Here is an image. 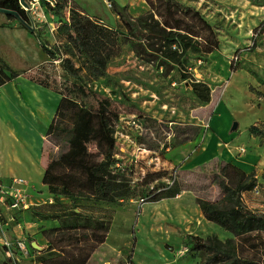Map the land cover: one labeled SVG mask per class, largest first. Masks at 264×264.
I'll return each mask as SVG.
<instances>
[{
  "label": "rangeland",
  "instance_id": "rangeland-1",
  "mask_svg": "<svg viewBox=\"0 0 264 264\" xmlns=\"http://www.w3.org/2000/svg\"><path fill=\"white\" fill-rule=\"evenodd\" d=\"M27 1L32 8L21 5L34 18L40 43L54 52L30 72L51 90L52 118L63 94L89 105L91 96L80 93L74 80L107 98L116 137L111 170L125 185L124 193L114 200H71L60 195L68 206L106 220L109 227L103 241L85 238L81 228L65 233L53 228L59 225L54 214L65 206L57 203L46 183L35 187V192L46 197L43 202L11 212L0 209L1 220L21 222L19 227L28 242L36 240L39 245H29L28 251L15 248L8 254L0 243V264H66L72 256L85 252L90 255L84 264H201L206 253L186 251L189 232L204 238L213 232L222 239L233 238L241 255L264 263V229L235 234L207 218L199 203L200 198H207L225 204L217 175L230 161L251 173L257 184L243 192V204L264 211V0H169L174 15L201 32L181 62L167 68L156 38L146 46L149 52L136 51L111 0ZM116 1L118 5L128 4L134 18L149 12L161 18L155 11L160 0H152L155 8L149 0ZM161 9L168 14L167 7L161 5ZM189 9L199 10L210 22L218 46L205 49L208 30L187 15ZM79 13L113 30L109 32L110 47L104 51L110 52L107 66L99 76L85 60L72 26L74 15ZM92 31L105 33L98 27ZM27 42L28 60L9 51L8 43L4 47L7 58L19 68L46 56L34 39L28 37ZM163 50H169L168 45H163ZM66 56L79 66L77 78L63 66ZM22 84L28 104L16 100V89L10 83L0 93V111L9 115L17 103L24 112H30L27 106L39 98L26 79ZM73 114V109L67 110L54 133H48V126L38 133V139L44 141L45 167L51 164L55 172L75 171L57 159L72 127ZM235 121L239 126L232 129ZM88 149L94 158H105L106 148L96 139L88 143ZM174 181L183 189L159 197ZM0 232L11 235L9 228H0ZM93 242L95 246L90 248Z\"/></svg>",
  "mask_w": 264,
  "mask_h": 264
},
{
  "label": "trees",
  "instance_id": "trees-1",
  "mask_svg": "<svg viewBox=\"0 0 264 264\" xmlns=\"http://www.w3.org/2000/svg\"><path fill=\"white\" fill-rule=\"evenodd\" d=\"M149 1L155 8L154 2ZM111 2L127 26L136 51L140 52L143 49L149 52L146 46L152 45L151 38L160 41V57L166 68L175 62L180 63L181 56L193 43L195 36L200 35V29H196L194 24L174 15L169 0H160V8L154 9L161 18H156L154 12L134 18L128 10V4L118 5L116 0H111ZM161 5L165 9L167 7L169 15L165 14ZM0 6L17 9L25 19L30 20L29 13L27 9L22 7L20 0H0ZM77 12L75 13L77 14ZM186 13L199 22V27L207 28L205 49L211 50L218 46L219 40L210 22L201 12L189 9L186 10ZM72 26L81 50L86 54L85 60L89 62L88 65L95 75L99 76L107 66V58L110 52L107 51L105 54L104 51L110 47L112 35H109V32L113 30L94 22L84 13H79L78 16L74 15ZM94 27H98L99 30L104 29L105 33L96 34L92 31ZM145 39H149V41L147 42ZM41 45L49 56L54 55L53 50L46 43L43 42ZM163 45H168L169 50H163ZM62 64L70 74L76 78L79 76V66H75L69 56L63 58ZM19 73L20 71L12 67L0 54V85L16 78ZM74 84L79 85L78 91L84 96H91L89 105L63 94L57 105L55 115L49 123L48 133H54L62 124V119L67 115V110L73 109V124L66 142L61 144L62 148L58 152L57 159L75 171L55 172L49 164L45 169L43 182L48 184L57 203L65 206L61 208L60 212L54 214V217L59 220V225L54 226V229L65 233L71 229L81 228L84 230L85 238H93L95 242L103 241L109 227L106 220L81 210L78 211L68 206L67 202L60 198V195H63L71 200L92 198L114 200L116 195L124 193L122 187L125 185L116 180V175L111 170L116 137L109 121L107 98L98 96L97 92L87 84H78L77 80H74ZM92 139H96L106 148L105 158L98 160L89 152L88 143ZM221 170L217 179L225 204L200 198L199 203L205 216L235 234L264 229V211L251 210L242 202L243 192L253 189L257 185L255 178L251 173H247L230 161H226ZM181 189L183 188L177 181H174L171 185H167L166 189L161 191L158 196L175 195ZM95 242L89 243L90 248L95 246ZM185 243L186 251L189 253H206L201 264H264L255 257L241 255L233 238L222 239L217 232H213L205 238L189 232L186 235ZM89 255L90 252H85L84 255L72 256V259L68 260L66 264H84ZM38 258H44V255H38Z\"/></svg>",
  "mask_w": 264,
  "mask_h": 264
},
{
  "label": "crops",
  "instance_id": "crops-1",
  "mask_svg": "<svg viewBox=\"0 0 264 264\" xmlns=\"http://www.w3.org/2000/svg\"><path fill=\"white\" fill-rule=\"evenodd\" d=\"M8 36L10 39L7 41ZM28 37L39 43L41 52L44 51L46 53L40 43L36 28L32 31L16 16H9L7 13L0 11V54L12 67L20 71L16 78L0 85V93H4L6 87L11 83L16 89V93H13V96H16V100L28 104V95L23 90L22 84V80L26 79L39 98L36 104L31 105L30 103L27 106L29 113L24 112L17 103L13 104L9 115L0 111V177L4 179L12 176L25 177L27 179L25 186L30 199L33 203H41L46 197L41 196L38 191L35 192V187H39V185L45 186L43 176L46 169V157L43 153L44 141L43 139H38V133L49 126L51 121L52 93L46 83L33 78L30 72L46 60L47 53L44 58L42 56L38 61L19 68L13 65L12 59L10 61L7 58L8 50L4 52V47H7L6 44L8 43L9 51L12 52L14 50L24 60H28L30 58L26 50ZM22 69L25 71H21ZM0 209L11 212L4 204H0ZM20 223L15 220L0 219V228H9L8 233H11L10 236L13 238L23 236L28 242L26 234L23 232L24 230L19 227Z\"/></svg>",
  "mask_w": 264,
  "mask_h": 264
},
{
  "label": "built area",
  "instance_id": "built-area-1",
  "mask_svg": "<svg viewBox=\"0 0 264 264\" xmlns=\"http://www.w3.org/2000/svg\"><path fill=\"white\" fill-rule=\"evenodd\" d=\"M30 5V3H29ZM33 6L30 5V8ZM244 150V147H241ZM27 179L22 176H12L9 179L0 177V204H4L9 210L17 211L26 209L33 204L26 190ZM257 185L254 187L256 188ZM259 190V188L257 189ZM0 241L6 246L7 253L12 254L13 249L19 248L28 251L29 242L23 237L13 238L7 232H0Z\"/></svg>",
  "mask_w": 264,
  "mask_h": 264
},
{
  "label": "water",
  "instance_id": "water-1",
  "mask_svg": "<svg viewBox=\"0 0 264 264\" xmlns=\"http://www.w3.org/2000/svg\"><path fill=\"white\" fill-rule=\"evenodd\" d=\"M20 2L23 3L24 5L28 6V9L30 8L29 2L27 0H20ZM0 11L4 12V13H7V14H12V15L16 16L21 22H23L26 26H28V28H30L32 31L35 30L36 25H35V22H34V18L30 14L29 10H28V13H29V16H30V20L25 19L17 9L0 6ZM238 125H239V122L235 121L233 123L232 129L237 128ZM32 245L36 246V247L39 246L38 243L35 240L33 241Z\"/></svg>",
  "mask_w": 264,
  "mask_h": 264
}]
</instances>
